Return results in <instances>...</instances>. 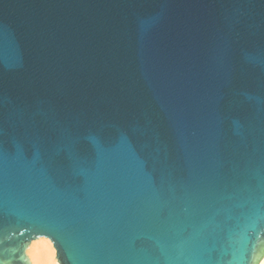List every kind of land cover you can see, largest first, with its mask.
<instances>
[{"label": "water", "instance_id": "obj_1", "mask_svg": "<svg viewBox=\"0 0 264 264\" xmlns=\"http://www.w3.org/2000/svg\"><path fill=\"white\" fill-rule=\"evenodd\" d=\"M258 264L264 0H0V264Z\"/></svg>", "mask_w": 264, "mask_h": 264}, {"label": "bare ground", "instance_id": "obj_2", "mask_svg": "<svg viewBox=\"0 0 264 264\" xmlns=\"http://www.w3.org/2000/svg\"><path fill=\"white\" fill-rule=\"evenodd\" d=\"M26 253L30 264H59L55 257V248L46 236L32 239L26 248ZM258 264H264V255Z\"/></svg>", "mask_w": 264, "mask_h": 264}]
</instances>
